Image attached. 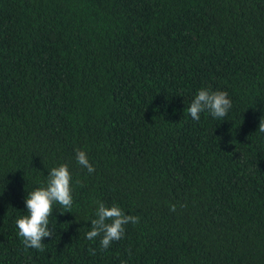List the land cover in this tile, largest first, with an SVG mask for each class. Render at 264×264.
<instances>
[{"label": "trees", "instance_id": "trees-1", "mask_svg": "<svg viewBox=\"0 0 264 264\" xmlns=\"http://www.w3.org/2000/svg\"><path fill=\"white\" fill-rule=\"evenodd\" d=\"M202 88L226 117H190ZM260 121L264 0H0V264H264ZM62 164L73 205L25 248L24 201ZM97 202L140 217L107 250Z\"/></svg>", "mask_w": 264, "mask_h": 264}, {"label": "clouds", "instance_id": "clouds-1", "mask_svg": "<svg viewBox=\"0 0 264 264\" xmlns=\"http://www.w3.org/2000/svg\"><path fill=\"white\" fill-rule=\"evenodd\" d=\"M232 102L225 91H211L200 89L187 108L190 117L199 121L201 113L208 114L217 119H223L229 113ZM259 131L264 132V123L260 121ZM76 151L77 163L87 169L89 174L95 169L90 164L87 154L82 150ZM79 183V181H77ZM72 174L68 165L62 164L48 170L46 185L37 188L28 194L25 199L27 215L16 220L18 236L25 248L36 249L40 252L45 250L42 243L44 238H53L55 230L49 227V217L53 213V205L59 204L65 209H71L73 205L72 196ZM170 211H176L175 205H170ZM95 219L91 220V229L86 233V239L93 240L101 237L100 246L107 250L113 241H119L124 237L125 226L129 223L136 225L140 222L139 216L126 215L117 205L105 206L103 202H97ZM95 255V249H90Z\"/></svg>", "mask_w": 264, "mask_h": 264}]
</instances>
